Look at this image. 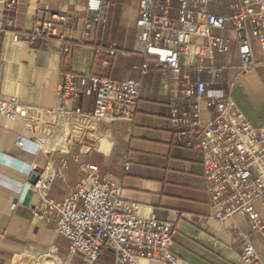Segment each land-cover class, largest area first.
I'll use <instances>...</instances> for the list:
<instances>
[{
    "label": "crops",
    "instance_id": "0c3cea01",
    "mask_svg": "<svg viewBox=\"0 0 264 264\" xmlns=\"http://www.w3.org/2000/svg\"><path fill=\"white\" fill-rule=\"evenodd\" d=\"M84 1L17 0L5 11L4 16L13 17L14 23L11 29L0 31V99L16 96L21 103L49 107L64 75H73L76 81L95 75L138 80L136 112L132 121L86 123L84 131L79 128L70 137L58 134L50 125L42 145L33 143L29 150L18 148L14 142L18 136L35 138L36 130L0 116V264H82L77 256L69 254L68 240L42 217L32 214L37 193L26 186L30 173L51 174L63 162L67 163L64 178L52 181L50 198H66L81 179L80 165L96 164L101 180L121 185L122 200L139 204V215L152 213L173 224L170 247L176 264H242V239L236 228L254 239L264 258V246L252 234L246 218L234 216L220 221L212 216L202 153L175 140L176 127L169 117L172 102L168 73L154 68L142 74L139 69L143 60V45L135 25L139 0H102L104 22L94 25L89 39L81 43L79 18L86 14L76 11L74 2ZM233 1L207 0L208 10L227 16L232 13ZM54 13L74 14V18L67 26L58 25L54 36L14 43L13 33H29L36 23L52 21ZM0 26L4 27L2 18ZM212 35L230 39L229 49L223 54L213 51L212 58L203 62L225 69L214 79L206 72L190 70L191 79L206 82L208 89L224 91L232 84L231 95L241 113L251 125L264 128V64L239 74L240 59L231 23L213 30ZM192 42L202 44L204 40L194 36ZM109 45H114L117 52L111 57ZM81 106L91 110L93 96H82ZM178 106L187 108L182 102ZM203 109L201 121L205 123L209 113ZM76 120L83 121L81 117ZM125 161L128 170L124 169ZM258 211L264 219V210ZM113 261L112 254L103 251L94 264ZM140 263L154 264L145 260Z\"/></svg>",
    "mask_w": 264,
    "mask_h": 264
},
{
    "label": "built area",
    "instance_id": "2783aa9c",
    "mask_svg": "<svg viewBox=\"0 0 264 264\" xmlns=\"http://www.w3.org/2000/svg\"><path fill=\"white\" fill-rule=\"evenodd\" d=\"M207 0H139L135 21L137 36L143 45L142 74L160 68L169 75V117L176 127L175 140L202 153L203 178L207 183L212 216L224 221L234 216L246 218L252 232L264 246V219L255 204L264 210V128L251 125L234 102L231 89H208L206 82L191 79L190 70L206 72L211 78L220 70L212 62L213 51H228L230 39L212 35L231 23L240 59L239 74L264 64V0H234L232 13L225 16L210 12ZM17 0H0V31L13 27V17H5L7 9ZM76 11L85 12L79 18L82 24L81 40L89 39L94 25L104 22L102 0L74 2ZM73 15L54 13L52 21L36 23L29 33H13L15 44L32 43L40 36L56 35L58 25L67 26ZM65 30H69L65 28ZM202 38L194 44L192 38ZM109 56L117 52L109 45ZM67 51V49H65ZM124 54V52H120ZM197 57V60H194ZM107 61H104L106 64ZM140 82L114 80L99 76L79 77L66 74L57 86L53 104L37 107L21 103L16 96L0 99V116L22 122L36 130L35 138L18 136L15 146L23 150L36 143L41 146L52 125L58 134L71 136L75 130L86 129V123L115 120L132 121L137 108ZM93 96V108L83 110L82 96ZM179 102L187 105L180 108ZM203 107L209 118L203 123ZM81 117L83 121H77ZM48 118L49 121L45 119ZM41 130V132H40ZM77 162V158H74ZM128 170L129 163L124 162ZM67 163L51 174H40L35 184L27 183L37 193L32 208L34 216L68 240V251L82 264H94L103 251L113 256V264H176L171 250L173 224L158 219L154 214L139 215V204L122 200L121 185L101 180L96 164H81V179L61 201L49 197L55 178H64ZM242 239L239 258L242 264H264V258L245 231L236 228Z\"/></svg>",
    "mask_w": 264,
    "mask_h": 264
},
{
    "label": "water",
    "instance_id": "95a60500",
    "mask_svg": "<svg viewBox=\"0 0 264 264\" xmlns=\"http://www.w3.org/2000/svg\"><path fill=\"white\" fill-rule=\"evenodd\" d=\"M39 178V174L36 173H30L28 177V182L31 184H35Z\"/></svg>",
    "mask_w": 264,
    "mask_h": 264
},
{
    "label": "rangeland",
    "instance_id": "374dc122",
    "mask_svg": "<svg viewBox=\"0 0 264 264\" xmlns=\"http://www.w3.org/2000/svg\"><path fill=\"white\" fill-rule=\"evenodd\" d=\"M255 206L257 207V209H261V207L258 204H255Z\"/></svg>",
    "mask_w": 264,
    "mask_h": 264
}]
</instances>
